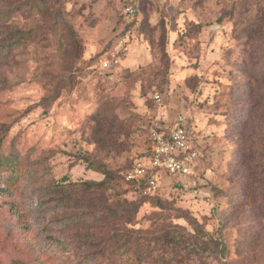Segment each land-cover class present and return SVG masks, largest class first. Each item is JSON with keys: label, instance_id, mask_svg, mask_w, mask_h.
<instances>
[{"label": "rangeland", "instance_id": "374dc122", "mask_svg": "<svg viewBox=\"0 0 264 264\" xmlns=\"http://www.w3.org/2000/svg\"><path fill=\"white\" fill-rule=\"evenodd\" d=\"M0 162V264H264V0H0Z\"/></svg>", "mask_w": 264, "mask_h": 264}, {"label": "built area", "instance_id": "2783aa9c", "mask_svg": "<svg viewBox=\"0 0 264 264\" xmlns=\"http://www.w3.org/2000/svg\"><path fill=\"white\" fill-rule=\"evenodd\" d=\"M137 3L127 4L124 12L133 15L136 12ZM105 67L108 61L103 63ZM159 99L158 95L154 96ZM190 135L184 124L178 123L167 132H151V151L147 161L150 167L146 170L145 161H137L124 174L127 182L139 184L144 180L141 190L143 195L149 196L157 192L159 183L154 170H163L171 175L187 176L193 172L195 153L189 144ZM149 170V171H148Z\"/></svg>", "mask_w": 264, "mask_h": 264}, {"label": "trees", "instance_id": "16d2710c", "mask_svg": "<svg viewBox=\"0 0 264 264\" xmlns=\"http://www.w3.org/2000/svg\"><path fill=\"white\" fill-rule=\"evenodd\" d=\"M89 165H90V167H92V169L93 170H95V171H97V172H99V173H101V174H103V179L100 181V182H98V183H88L87 184V186L88 187H91L92 185L94 186H96V185H99V186H101V185H104L106 182H107V180H109V179H111V177H112V170H109L107 167H106V165L104 164V163H95V162H92V161H89ZM0 166H1V162H0ZM13 166V165H12ZM5 167L3 170L1 169L0 171L2 172H4V170H10V172H9V174H7V176H5V177H0L1 178V182L2 181H4V179H8V177L10 176V174L11 173H13L12 172V169H13V167ZM154 171H156V170H153L152 172L153 173H156L157 174V172H154ZM165 172V171H164ZM167 173V172H166ZM169 174V173H168ZM131 184H133V185H135V188L139 191V193H140V195L141 196H144V197H146V195H143L142 193H141V190H142V188L144 187V180L142 179V180H140V182H139V184H136L135 182H130ZM159 188V187H158ZM158 191V190H157ZM157 193V192H156ZM155 194V193H154ZM153 195V194H152ZM149 196H151V195H149ZM136 209H137V207H135V208H133V210L134 211H136Z\"/></svg>", "mask_w": 264, "mask_h": 264}]
</instances>
